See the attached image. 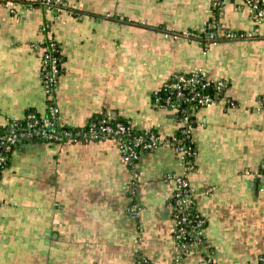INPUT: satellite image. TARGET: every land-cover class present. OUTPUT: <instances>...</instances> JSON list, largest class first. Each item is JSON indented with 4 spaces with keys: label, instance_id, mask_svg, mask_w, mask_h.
<instances>
[{
    "label": "crops",
    "instance_id": "obj_1",
    "mask_svg": "<svg viewBox=\"0 0 264 264\" xmlns=\"http://www.w3.org/2000/svg\"><path fill=\"white\" fill-rule=\"evenodd\" d=\"M26 1L0 0V134L8 119L48 112L37 46L44 24L62 50V125L110 114L173 135L179 124L153 95L175 74L196 70L225 80L236 106L197 112L194 169L167 144L134 165L114 139L19 144L0 174V264H136L140 254L155 264H199L205 255L214 264H261L264 15L256 22L245 0H68L59 15ZM216 21L245 37L213 43ZM181 174L200 193L204 225L178 263L170 201Z\"/></svg>",
    "mask_w": 264,
    "mask_h": 264
},
{
    "label": "built area",
    "instance_id": "obj_2",
    "mask_svg": "<svg viewBox=\"0 0 264 264\" xmlns=\"http://www.w3.org/2000/svg\"><path fill=\"white\" fill-rule=\"evenodd\" d=\"M46 9L57 15L70 9L68 0H42ZM264 0H245L253 19L260 22L264 15L261 7ZM41 31L46 34L45 39L37 46L41 47L42 61L41 74L48 97L54 102L49 105L48 114L36 111L26 113L22 119L11 118L7 121L5 131L0 134V172L7 165L9 154L13 147L25 140L43 139L49 143L101 141L114 139L124 160L134 165L143 153L156 150L162 145L172 146L187 169L195 168L197 149L192 141L193 116L200 109L225 102L226 106L235 107L236 102L223 96L227 83L222 79H211L200 70L189 73H177L165 82L153 95L155 107L180 115L177 121L178 131L173 135L163 136L156 129L139 130L132 124L113 121L110 114L98 122H93L88 128H69L60 124L59 108L55 101L61 75L62 50L53 37L49 24H44ZM185 36L194 33L186 32ZM210 41L216 43L221 35L227 38L237 36L233 32L225 33L223 26H216L208 33ZM164 91L165 95L160 92ZM133 189V188H132ZM135 187L132 191L135 192ZM196 192L190 184L187 174L174 178L171 205L175 219V238L179 250L178 263L189 253H192L202 240L201 230L204 219L196 211ZM203 256L199 264L210 263ZM264 262V256H262ZM136 264H151L143 255L138 256Z\"/></svg>",
    "mask_w": 264,
    "mask_h": 264
},
{
    "label": "trees",
    "instance_id": "obj_3",
    "mask_svg": "<svg viewBox=\"0 0 264 264\" xmlns=\"http://www.w3.org/2000/svg\"><path fill=\"white\" fill-rule=\"evenodd\" d=\"M26 3L29 5V7H39V6H43V4H42V0H27L26 1ZM263 9H264V4H262V6H261ZM70 10V9H69ZM217 13H220V8H218L217 9ZM219 16V15H218ZM218 16H217V18H218ZM216 26H222V25H220L217 21H216ZM229 32H231V31H229V30H225V33H229ZM234 34H236L237 36H235V37H233V38H236V37H240V38H242V37H245V34H239V33H235V32H233ZM225 38H227V37H225ZM61 63H62V59H61ZM61 74H62V67H61ZM226 89H227V87H226ZM226 89L224 90V93H223V96L225 97L226 96V94H225V92H226ZM162 95H165V92L164 91H162L161 90V92H160ZM54 102L51 100V99H49V103H48V105H51V104H53ZM31 111H35V110H29L28 112H31ZM27 112V113H28ZM37 112V111H36ZM49 113V109H48V112L46 113V114H48ZM196 114L197 113H195V115L193 116L194 118V120L192 121V126H193V124L196 122ZM106 116H100V117H95V118H93V119H91L89 122H88V124L86 125V126H84V128H88L93 122H98V121H100L101 119H103V118H105ZM175 118H176V120L178 121L180 118H181V116L180 115H175L174 116ZM113 121H121V122H124L125 124H131L128 120H125V119H121V118H115L114 117V120ZM67 127H69V126H67ZM69 128H75V127H69ZM5 129H6V127L4 128V130L3 131H5ZM36 142V141H39V142H47L46 140H43V139H31V140H25V141H23V142ZM23 142H21V143H23ZM21 143H19V144H21ZM18 144V145H19ZM17 145V146H18ZM17 146H15V147H13L12 148V150L10 151V156H9V160H8V162H7V165H8V163H9V161H10V158H11V154H12V152L15 150V148L17 147ZM6 165V166H7ZM131 165V164H130ZM6 166L4 167V168H6ZM2 172V171H1ZM1 172H0V174H1ZM262 174H264V169H263V172H262ZM170 203H171V205H172V203H173V200H172V198H171V201H170ZM141 255V254H140ZM139 255V256H140ZM264 256V255H263ZM205 258V260L207 259V258H211V256H207V255H205L204 256ZM149 260V259H148ZM150 261V260H149ZM151 262V264H155V263H153L152 261H150ZM208 264H214L213 263V260H212V258L210 259V263H208ZM261 264H264V262L262 261V259H261Z\"/></svg>",
    "mask_w": 264,
    "mask_h": 264
}]
</instances>
